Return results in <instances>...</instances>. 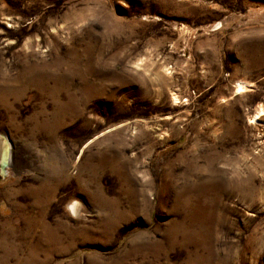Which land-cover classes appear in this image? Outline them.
Masks as SVG:
<instances>
[{
  "label": "rangeland",
  "instance_id": "1",
  "mask_svg": "<svg viewBox=\"0 0 264 264\" xmlns=\"http://www.w3.org/2000/svg\"><path fill=\"white\" fill-rule=\"evenodd\" d=\"M260 106L264 0H0V264H264Z\"/></svg>",
  "mask_w": 264,
  "mask_h": 264
},
{
  "label": "bare ground",
  "instance_id": "2",
  "mask_svg": "<svg viewBox=\"0 0 264 264\" xmlns=\"http://www.w3.org/2000/svg\"><path fill=\"white\" fill-rule=\"evenodd\" d=\"M244 89H245V83L243 82V81H241V80H238V81H236V83H235V86H234V93H240V92H243L244 91ZM257 109V108H256ZM258 111H257V113L259 112V111H264V107H262V106H260V108L259 109H257ZM260 113V112H259ZM262 113V112H261ZM256 115V114H255ZM257 119V118H256ZM0 145H2V146H4L5 147V152H4V156H5V159H4V161L7 159V161H8V159H9V157H10V155H11V149H10V145H9V143H8V141L6 140V139H4V138H1L0 137ZM3 149V148H2ZM70 209L72 210V211H75L76 209H77V206H76V204L75 203H71L70 204Z\"/></svg>",
  "mask_w": 264,
  "mask_h": 264
},
{
  "label": "water",
  "instance_id": "3",
  "mask_svg": "<svg viewBox=\"0 0 264 264\" xmlns=\"http://www.w3.org/2000/svg\"><path fill=\"white\" fill-rule=\"evenodd\" d=\"M6 165H7V159L5 161L0 162V173H4Z\"/></svg>",
  "mask_w": 264,
  "mask_h": 264
}]
</instances>
